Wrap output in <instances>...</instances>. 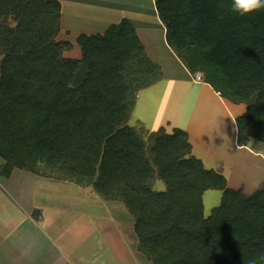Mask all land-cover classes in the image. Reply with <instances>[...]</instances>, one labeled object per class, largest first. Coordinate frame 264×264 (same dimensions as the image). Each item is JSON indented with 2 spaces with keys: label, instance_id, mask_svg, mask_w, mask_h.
<instances>
[{
  "label": "trees",
  "instance_id": "16d2710c",
  "mask_svg": "<svg viewBox=\"0 0 264 264\" xmlns=\"http://www.w3.org/2000/svg\"><path fill=\"white\" fill-rule=\"evenodd\" d=\"M229 3L159 0L156 9L178 55L201 53L217 92L252 101L236 118L246 146L264 142V10L241 17ZM60 17L56 0H0L1 174L46 167L121 199L153 264H243V252L264 250V185L253 195L229 188L192 155L181 129L161 130L149 155L128 125L126 74L143 48L129 20L104 35H81L83 57L73 60L62 56L71 44L57 41ZM155 176L166 190L153 189ZM211 189L223 199L206 216L203 194Z\"/></svg>",
  "mask_w": 264,
  "mask_h": 264
},
{
  "label": "crops",
  "instance_id": "0c3cea01",
  "mask_svg": "<svg viewBox=\"0 0 264 264\" xmlns=\"http://www.w3.org/2000/svg\"><path fill=\"white\" fill-rule=\"evenodd\" d=\"M56 1L61 5L60 32L57 41H67L71 44L70 48L62 52V56L67 59H82V48L77 39L81 35H104L111 26L121 23L123 19L129 20L135 27L150 62L161 65L163 74L162 77L140 87L131 106L128 125L141 138L145 133H158L161 130L167 133H173L176 129L187 132L192 145V155L200 159L206 169L217 171L225 177L229 175L226 174L227 171L224 172L226 164L231 174L233 170L238 171V185L233 189L245 190L244 187L250 183V175H246V172L250 171L239 161L241 151L259 157L264 162L262 150L247 145L240 146L238 143L239 131L236 118L242 116L248 106L246 103L234 102L217 92L215 87L205 80L204 73H197L202 75L201 80L191 74L189 65L167 42V27L161 21L156 9L159 0ZM228 149L235 150L236 156L234 155L232 159L227 155ZM4 163L3 159L0 168V177L4 179H0V234L5 231L2 220L8 218L10 222L7 228L11 226V229L17 233L26 256H34L40 252L39 258L34 256L31 264H95L84 257L76 263L66 251L60 252L59 248L54 247L56 240L51 235L59 230V224H67L72 214L74 192L69 186L70 181L40 177L37 173L18 168L7 178L1 174ZM26 173H30V179L24 177ZM226 179L227 186L232 188L231 179L229 177ZM42 181L47 183L44 184ZM31 182H34L33 186H29ZM75 184L77 183L71 185ZM260 184L259 182L251 189L252 192L261 189L263 185ZM53 185L62 189L70 188V194L67 189L63 190L65 192L63 202L45 201L42 192L51 194L52 192L48 190L53 191ZM91 187L93 188L92 185L83 188L89 190ZM31 188L34 189L33 193L32 190L29 191ZM68 194L71 195L70 201L67 199ZM8 233L7 229L6 235H0L2 240L13 235V232ZM38 233L46 238L50 247L56 251L55 256L50 255L51 258L46 256L44 251L48 250L40 247L41 241L37 243L32 241L34 236L41 237L36 236ZM1 254L11 257L10 251L3 249L0 243V257ZM97 261H99L96 262L97 264H105L100 261L99 255ZM0 264H5L1 258Z\"/></svg>",
  "mask_w": 264,
  "mask_h": 264
},
{
  "label": "rangeland",
  "instance_id": "374dc122",
  "mask_svg": "<svg viewBox=\"0 0 264 264\" xmlns=\"http://www.w3.org/2000/svg\"><path fill=\"white\" fill-rule=\"evenodd\" d=\"M166 37L167 42L170 44V37L168 35ZM195 54L196 55L190 52V54L184 53L183 55L180 54L179 56L184 59L187 65H189L190 72L194 77L197 76L198 72H202L206 76V71H208L207 63L205 64L203 62L201 53L197 52ZM2 59L3 55L0 54V67ZM128 66L126 81L129 90L128 93H126V103L130 117V112L132 111L131 106L133 101L136 99V93L139 91L140 87L162 77L163 69L161 65L150 62L144 47L142 48L141 52H138L133 62H131V64ZM213 83L217 88L221 89L225 95L227 94V90L225 91L227 88H225L223 85H219V81L216 83L215 80H213ZM254 98L255 97H253L252 100H254ZM189 100L190 99H188V101ZM251 102L242 103H246L247 106H249ZM188 106H190V104H188ZM159 134L160 132L145 133L142 135L144 136L142 139L145 141L147 154H151V148H153V145L155 144L156 138ZM247 146L256 150H262L264 152V142L262 141L251 139L247 143ZM241 154L242 155L239 157V161L245 164V167L249 168L248 170L250 171L249 173L246 172V175H250V183L248 186H245V190L242 189V191L246 195H253L256 191L254 192L253 190L252 192L251 189L255 188L259 182L261 183V186L264 185V162L263 159L251 155L246 151H241ZM227 155L229 156V159L230 157L232 159L234 155L236 156L235 150L228 149ZM2 164L3 159L0 157V168ZM226 166L227 164L224 167V172L227 171V175L229 173V175L226 177L231 179L230 187L236 188L238 185L237 180H239V176L237 175L238 171L234 172L235 170H233V173L231 174V170L229 171L228 167L226 168ZM29 174L26 173L25 175H22L30 179ZM38 175L45 178H56L59 180L70 181L69 186L74 192V198H72V214H70V218L68 220L69 222L67 224H59V230L51 235L56 240L54 247L59 248L60 252L66 251V253L70 255V258L73 257V261L76 263L79 262L80 258L84 257L97 264L96 262H99L97 261V257L99 255L100 261L104 262L105 264H153L147 254L138 250L139 238L135 234L134 230L136 217L129 211L128 207L125 206V203L122 200L103 198L97 195L94 188L91 187L89 190L83 188L89 187V185L81 184L80 186L79 183L74 181V179L72 180L66 176H59L48 170L46 167H41ZM0 179L4 180L1 177ZM44 182L46 181H42V183ZM72 183L77 184L71 185ZM33 184L34 182H31L29 186H33ZM152 187L157 191L166 190L165 182L156 176L152 182ZM32 188L29 189V191H31ZM70 188L64 187L62 189V187L58 188L53 185L52 189L54 190H48L49 192H52L51 194L43 191L42 195L45 197V201L51 200L52 202L57 201V203L63 202V200H65V192H63V190L67 189L70 194ZM33 192L34 189L31 191V193ZM69 194L67 199L70 201L71 195L69 196ZM222 199V191H206L203 195L205 215H212L214 209L219 206L220 203H222ZM9 222L10 221L8 218L2 220L3 226H5L6 229L4 228L5 231L4 233L1 232V234L6 235V230L8 229V232H13V235L8 236V238H4V240H2V237H0V243L3 249L10 251L11 257H6L5 255L1 254V261H3L5 264H7V262L8 264H20L22 262H25L24 264H31L34 256L39 258L38 256L40 252L34 256L30 255L27 257L17 233L11 229V226L7 228ZM65 230L67 234L65 233ZM36 236L41 235L38 233ZM45 239L46 238L43 236L36 238L34 236L32 241L36 243L37 241H41L40 247H45V249L48 251H43L46 253V256L51 258V256H55L54 253H56V251L52 249L53 247H50V244Z\"/></svg>",
  "mask_w": 264,
  "mask_h": 264
},
{
  "label": "clouds",
  "instance_id": "9594fccd",
  "mask_svg": "<svg viewBox=\"0 0 264 264\" xmlns=\"http://www.w3.org/2000/svg\"><path fill=\"white\" fill-rule=\"evenodd\" d=\"M228 7L232 14L251 16L264 10V0H230ZM243 264H264V250L256 251L252 255L243 252Z\"/></svg>",
  "mask_w": 264,
  "mask_h": 264
},
{
  "label": "built area",
  "instance_id": "2783aa9c",
  "mask_svg": "<svg viewBox=\"0 0 264 264\" xmlns=\"http://www.w3.org/2000/svg\"><path fill=\"white\" fill-rule=\"evenodd\" d=\"M197 78H198V80H201L203 77H202V75H197Z\"/></svg>",
  "mask_w": 264,
  "mask_h": 264
}]
</instances>
